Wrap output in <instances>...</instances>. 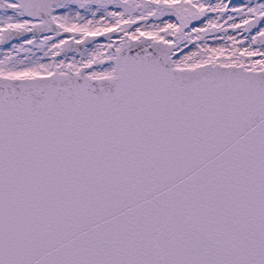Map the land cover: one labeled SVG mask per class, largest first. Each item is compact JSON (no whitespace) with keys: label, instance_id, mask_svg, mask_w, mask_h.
<instances>
[{"label":"snow or ice","instance_id":"snow-or-ice-1","mask_svg":"<svg viewBox=\"0 0 264 264\" xmlns=\"http://www.w3.org/2000/svg\"><path fill=\"white\" fill-rule=\"evenodd\" d=\"M0 264H264V0H0Z\"/></svg>","mask_w":264,"mask_h":264},{"label":"water","instance_id":"water-1","mask_svg":"<svg viewBox=\"0 0 264 264\" xmlns=\"http://www.w3.org/2000/svg\"><path fill=\"white\" fill-rule=\"evenodd\" d=\"M101 39H103V38H101Z\"/></svg>","mask_w":264,"mask_h":264}]
</instances>
